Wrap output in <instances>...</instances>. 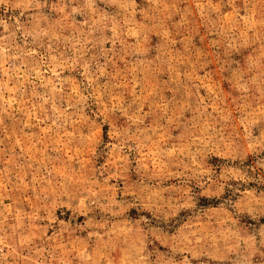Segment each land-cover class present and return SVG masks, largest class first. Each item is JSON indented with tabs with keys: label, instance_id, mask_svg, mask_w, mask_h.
Listing matches in <instances>:
<instances>
[{
	"label": "rangeland",
	"instance_id": "obj_1",
	"mask_svg": "<svg viewBox=\"0 0 264 264\" xmlns=\"http://www.w3.org/2000/svg\"><path fill=\"white\" fill-rule=\"evenodd\" d=\"M0 264H264V0H0Z\"/></svg>",
	"mask_w": 264,
	"mask_h": 264
}]
</instances>
